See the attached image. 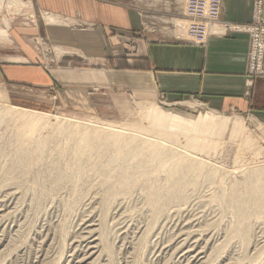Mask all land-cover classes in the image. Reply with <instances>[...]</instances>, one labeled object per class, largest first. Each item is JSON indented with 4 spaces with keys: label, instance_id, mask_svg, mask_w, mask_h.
Segmentation results:
<instances>
[{
    "label": "rangeland",
    "instance_id": "obj_1",
    "mask_svg": "<svg viewBox=\"0 0 264 264\" xmlns=\"http://www.w3.org/2000/svg\"><path fill=\"white\" fill-rule=\"evenodd\" d=\"M21 1L0 2V7L5 8L0 9V23L2 24L3 15L6 13L7 15H11L10 27L8 28L10 33L15 28L23 29L24 25L33 26L32 22L36 24L35 27L38 29L41 24V33L34 34L31 32V34H26V41L34 50L37 49L36 51H39V48L40 51L46 48L47 55L42 56L47 64L52 65V63H55L56 61L53 55H56L58 57L60 56L59 59H61L59 62L63 63V65L72 64L76 67H85L94 70L100 67L105 69L112 67L113 63L109 61L107 56L98 58L99 56H103V54H96L91 59L89 56L83 57L82 49L80 48L72 49L66 47L65 43L51 42L45 28L46 26L49 27V24L44 21L41 15V9L38 8L36 1L29 0L31 4L27 2L28 0ZM112 1L129 9L131 5L134 9L136 8L138 28L119 30L116 27H110V35L121 32L120 35L126 36V40H128V36H144L146 30H160L165 36H169L170 33V36L178 37L180 40L192 44H202L206 33L210 31V26H221L224 28L223 30L228 27L227 22L220 19L219 0H197L194 3L192 0H185L182 2L185 9L184 7L179 9L174 8L175 4L178 3L174 0ZM187 4L190 6L188 10L186 9ZM194 6L201 13L194 12ZM257 9H252V17L249 22L233 25L251 26L258 24L261 28L260 36L264 39V16ZM163 13H165L164 17L162 16ZM260 17L263 18L261 21H259ZM179 19L186 21V24H188V35L180 32L182 28L176 24V21H179ZM77 20L80 21V17L77 16ZM65 23L61 24L64 26L70 25L68 21ZM85 25H88L85 29L89 30L94 28L93 25L86 23ZM10 35L8 41H0V51H6L7 54L13 53L17 46L14 40L15 37L12 34ZM248 36L247 73L249 75H264V42L259 36L257 41L254 42V45H251V34L248 33ZM40 37L42 42L39 41ZM54 45L60 46L61 52L57 53V50L55 51L53 48ZM130 47L131 49L133 48L129 44V50ZM124 51L128 52L127 49ZM72 55L73 58H71ZM59 87L56 85L33 86L26 83L0 82V109L5 104H12L33 110L55 113V115L50 114L47 118L45 117L47 121L44 123L38 124H23L17 119L10 118L12 120H9V117H5V119L0 121V264H183L185 262V264H198L200 262L195 256L197 253L202 255L201 260L208 253V257H204L203 263L201 262L202 264H247L249 259H255V261L258 259L255 264H264V219L255 216L251 217L249 219L250 229L248 228L246 238H240V234L232 231V227H234V222H232L234 215L233 212H230L232 209L224 202L216 200L214 196L219 194L220 188L228 190L227 188L231 186L230 184L234 179L242 180L244 175L242 167L245 168L249 164H260V161L263 163L264 121L260 119L256 112H242L230 109L213 110L211 107L205 105V102L198 97L190 94L185 96L186 98L183 97L173 101L168 100L164 95H160L157 99L153 100L136 99L126 90L115 87H85L83 92L86 94V97H83L82 94L78 96L77 93H74L70 95L69 101V98L63 94V91L59 90ZM64 98H67L69 102L67 100L64 101ZM73 100L76 101V105L73 103ZM63 117L67 120H64ZM97 120L103 122L110 120L109 123H117L116 125L123 122L125 123L123 125H126V127L132 124L134 125V128L132 126L133 131H131L132 128L124 130L135 134L143 133L141 134L142 136L139 135L140 139L146 135V138H150L152 136L151 134L154 135V133H157L156 136H152L151 140L156 139L158 136L154 141H159L160 138L161 142L170 143L169 146L172 145L171 147H174L175 150L180 149L181 151H178L183 155L198 156L196 158H199V160L202 159L207 164L209 163L208 165L211 166L212 163V167L219 166V168L217 167L215 179L210 181V179L203 175L202 177L197 176L198 178H196L195 173L190 171L187 177L193 178L194 181L184 187V192L187 194L184 193V199L188 201H183L184 199L181 201L168 200L167 204H165L166 202H159L160 204L164 203V209L161 211V214L157 215V219L154 221L153 215L155 210H152V207L147 201V193L144 192L143 195L142 191L152 188V186L145 184L151 182L152 179H157L156 181L166 180L165 175H163L165 174V167L155 172L153 171L154 173L159 171L157 176L145 177L144 175L147 173L154 174L152 173L153 168L149 167L150 163L144 165L147 169L152 168L151 170L143 168L144 165H142L141 170H135L139 185H131L129 186V190H127L128 186L116 187L111 185L110 182L114 181L115 178L105 176L106 172L118 173V169H113L116 170L114 172L110 170V172L106 167L103 169H95L89 165L88 167H84L83 170H79V173H82L81 176L72 175L77 171L78 164L86 166L94 160L92 156L88 158L83 157L80 162L79 159L75 158V155L79 157L80 155L73 148V144L70 143L72 139H76L74 130L78 131L80 125L94 124ZM34 125L35 127H32ZM57 126L62 127V129ZM139 126L142 128L140 129ZM19 129H22V133ZM161 129H167L170 132L162 135ZM146 131L150 132V134ZM66 133L70 134L66 135ZM144 133H146L145 136ZM20 134H22L23 140L20 139ZM31 136L33 140H31ZM163 136L165 138L168 137L166 141ZM193 136L197 140L196 143L189 144V146L186 145V138ZM37 137H39V140L34 139ZM58 137H61L59 141ZM67 138L71 139L68 140ZM170 138H172L171 141H169ZM17 139L18 141H16ZM247 140H250L251 143L254 142L253 145H256V152L254 151L255 145L252 146L250 144L252 149L246 143ZM43 141L46 142L43 143ZM174 144H182L184 148H180V145L176 147L177 145ZM68 145L70 147L72 146L75 153L70 148L69 150L68 148L66 149ZM22 146L29 149L27 150L28 154L26 153L24 155L27 158L29 157L28 162L30 164L25 160L24 162L27 165L24 168L18 163L20 159L18 156L20 154H17L19 148ZM60 146L62 149H59ZM248 146L250 151H248ZM184 149H186L185 152ZM257 149L260 153H257ZM63 150L65 154L63 153L62 156L61 153ZM47 152H49V155H47ZM190 152L193 154H190ZM32 153L35 154L33 155ZM37 153L39 155L42 154V157L39 158L41 155L39 156ZM68 153H72V156ZM29 155H33V159ZM108 155L109 151L101 159L104 160ZM252 155H258L259 157L254 158L255 156L253 157ZM74 159L75 161H72ZM56 163L60 166L58 167ZM53 166L55 167L54 169ZM63 166L64 169L62 168ZM20 167L21 170H27L25 172L22 170L21 172ZM60 168L69 176L67 177L62 169L60 171ZM104 169L107 170L104 171ZM144 170L146 171L144 172ZM8 171L12 174L7 175L6 173L9 174ZM229 171H233L232 174ZM53 173H63L61 176L63 178H59L60 183L58 185H47V182L45 185H36V182L48 181L50 178L49 181L54 180L55 177H49L48 175ZM141 173L142 175L144 174L143 176L145 178H142ZM108 178L112 180H108ZM137 178L134 179L136 180ZM141 178L144 180L141 181ZM100 182L106 183L102 184ZM219 182L221 185H218ZM217 185L220 187L217 188ZM35 188H42L43 190L44 188H51L54 189V193L36 192L34 191ZM117 188L126 190L118 192V195L115 193V198L112 202L107 203L108 205L106 206V203L103 202V197L107 193L106 189ZM172 201H175L174 204ZM231 222L233 224L232 226L229 225ZM85 223L89 224L90 228L95 232L93 231L90 235L87 227H85ZM151 226L152 228H150ZM101 234L104 236V238L102 236V239L100 237ZM97 235H99V240H97ZM190 239H192L193 243ZM188 247L193 249V251ZM186 248L188 249L187 251ZM195 249L196 251L194 252ZM186 253L189 255H184ZM251 256L253 257L252 259ZM242 258H245V260Z\"/></svg>",
    "mask_w": 264,
    "mask_h": 264
},
{
    "label": "crops",
    "instance_id": "obj_2",
    "mask_svg": "<svg viewBox=\"0 0 264 264\" xmlns=\"http://www.w3.org/2000/svg\"><path fill=\"white\" fill-rule=\"evenodd\" d=\"M35 1L44 21L49 24L45 28L51 42L80 48L82 56L91 59L96 54H103L98 58L107 56L113 65L97 70L63 65L59 62L60 56L56 55H53L56 62L47 64L43 59L47 55L46 48L36 51L26 41V34L41 33L42 25L38 29L32 22L33 26L24 25L23 29L15 28L10 33L11 15L5 13L0 23V41H8L12 34L17 46L11 54L0 51V82L61 86L59 90L69 101L74 93L86 97L83 89L89 86L120 88L136 99L147 100L164 95L173 101L190 94L213 110L252 111L264 121V75L247 73V32L232 30L230 26L223 30L216 25L210 26L202 44L180 40L170 33L165 36L160 30H146L145 35L139 37L127 35L126 40L121 32L110 35V27L119 30L138 28L136 8L132 5L129 9L112 0ZM174 1L178 2L174 8L184 7L182 2L185 0ZM256 8L264 16V0H219L220 19L229 25L249 22L252 9ZM48 14L53 15L54 20L45 19ZM66 21L70 25L61 24ZM85 23L94 28L85 29L88 27ZM129 44L133 47L130 50ZM53 48L57 53L61 52L60 46ZM73 103L76 105L75 100Z\"/></svg>",
    "mask_w": 264,
    "mask_h": 264
},
{
    "label": "bare ground",
    "instance_id": "obj_3",
    "mask_svg": "<svg viewBox=\"0 0 264 264\" xmlns=\"http://www.w3.org/2000/svg\"><path fill=\"white\" fill-rule=\"evenodd\" d=\"M3 1H5V2H11V1H14V0H3ZM17 1V0H16ZM189 1H191V0H189ZM193 1V3H194V1H197V0H192ZM21 2H23V1H21ZM29 4H31V2L28 0L27 1ZM26 2V3H27ZM190 3V2H189ZM9 4V3H8ZM14 4V3H13ZM12 4V5H13ZM19 4V3H18ZM194 5V4H193ZM190 8V6H189V4H187L186 5V9L188 10ZM193 11H197L196 10V7L194 6V10ZM197 13H201V11L200 12H198L197 11ZM45 19H47V20H50V19H52V20H54V17H53V15H51V14H48V15H45ZM200 23V22H199ZM177 24L179 25V27L180 28H182V31H180V32H182L184 35H188V29H189V27L187 26L188 24H186V21H182V20H180L179 19V21L177 22ZM179 30H181V29H179ZM195 34V33H194ZM4 103V102H3ZM50 114H53V115H55V113H50V112H45V111H40V110H33V109H29V108H25V107H21V106H16V105H12V104H5L1 109H0V121H2V119H5V117H9L8 119L9 120H12V119H10V118H13V119H17V120H19L21 123H23V124H38V123H44L45 121H47V117L50 115ZM46 117V118H45ZM60 119H62V118H60ZM63 119H64V117H63ZM59 120V119H58ZM64 120H67V119H64ZM49 121V120H48ZM61 121V120H60ZM110 121V120H109ZM109 121L108 122H103V121H99V120H97L96 121V123H90V124H86V125H84V126H82V125H80V127H79V125H77V127H79V130L77 131H75L74 130V134H75V138L76 139H72L73 140V142H71L70 141V143H72V144H70V145H72L73 146V148H75L76 149V151H78L77 153H79V155H80V157L79 156H76L75 155V158H77V159H79V162H80V160L83 158V157H94L93 159V161H91L90 159V163L89 164H87L86 166L84 165H82V164H78V162H77V164H78V167H77V171L75 172V173H73L72 175H75V176H81L82 175V173H79V170L81 169V170H83L84 169V167H88L89 165L90 166H92L93 168H97V169H99V168H108L109 169V171L110 170H112L113 172L114 171H116V170H113V169H118L119 170V172L118 173H107L106 172V174H105V176L106 177H114L115 178V180L114 181H112V182H110V184L111 185H113V186H116V187H119V186H121V187H127L128 186V188H127V190H129V186H131V185H135V184H138V182H137V180H138V178H137V173H135V170H138V169H142V165H144V164H148V163H150V166L149 167H152L153 168V170H152V173H154L155 171H157L158 169H160V168H163V167H165V174H163V175H165V178H166V180H164V181H156V180H151V182H148V183H145V182H143V183H145V184H148V185H150V186H152V188H149V189H147V190H145V191H142V193H143V195H144V192H146L147 193V195H148V203H149V205L152 207V210L154 209L155 211H154V215H153V220L155 221L156 219H157V215H159V214H161V211L164 209V203L165 204H167L168 203V200H183L184 198H185V192H184V187L187 185V184H189V183H191V182H193L194 180H193V178H191V177H187V175H189L190 174V171H192V172H194L195 173V177L196 178H198L199 176L200 177H202V175L203 176H205V177H207L208 179H210V181L212 180L213 181V179H215V174H216V172H217V169L219 168V166H217V167H212V163H211V166L210 165H208L207 163H205V161H203L202 159H200L199 160V158H196V157H198V156H194V155H187V154H182V153H180L178 150H180V149H174V147L172 148L171 146H169L170 145V143H163V142H161L160 141V138H159V141H154V140H156L157 138H158V136H157V138L156 139H152L151 140V138H152V136H156L157 135V133L155 134L154 133V135L153 134H151L152 136H150V138H146V133H144V136L145 137H142L141 139H140V137H139V135H141V134H143V133H141V134H135V133H133V132H127L126 130H128V128L129 129H131L132 128V126H133V128H134V125H129V127H126V125H123V124H125V123H120V124H118V125H116V124H112V123H109ZM116 121V120H115ZM14 122V121H13ZM64 122V121H63ZM67 123H68V121H66ZM76 122V121H75ZM20 123V124H21ZM47 123H49V122H47ZM66 123V124H67ZM73 123V122H72ZM115 123V122H114ZM19 124V125H20ZM61 124V123H60ZM79 124H80V122H79ZM128 124V123H127ZM40 125V124H39ZM44 125V124H43ZM48 125V124H47ZM53 125H54V123H53ZM26 126V125H25ZM31 126V125H30ZM41 126V125H40ZM39 126V128H41ZM54 126H56V124L54 125ZM54 126H53V128H54ZM74 126H75V124H74ZM131 126V127H130ZM23 127H24V125H23ZM28 127V126H27ZM32 127H35V125L34 126H32ZM31 127V128H32ZM58 127V126H57ZM56 127V128H57ZM69 127V126H68ZM67 127V128H68ZM76 127V126H75ZM140 127V126H139ZM16 128V127H15ZM38 128V129H39ZM52 128V129H53ZM58 128H60V129H62V127H58ZM74 128V127H73ZM133 128H132V130L131 131H133ZM135 128H136V126H135ZM142 127H140V129H141ZM26 129V128H25ZM29 129V128H28ZM36 129V128H35ZM59 129V130H60ZM65 129H66V127H65ZM68 129H70V128H68ZM67 129V130H68ZM75 129V128H74ZM76 129H78V128H76ZM124 129H126V130H124ZM137 129V128H136ZM20 130V129H19ZM27 130V129H26ZM31 130H33V129H31ZM30 130V131H31ZM53 130H55V129H53ZM57 130V129H56ZM21 131V133H22V129L20 130ZM34 131V130H33ZM16 132V131H15ZM24 132V131H23ZM65 132H67V131H65ZM135 132V131H134ZM146 132H148V131H146ZM168 132H170V131H168L167 129H165V130H162L161 129V134L162 135H166ZM31 133V132H30ZM64 133V132H63ZM149 134H150V132H148ZM28 134V133H27ZM39 134V133H38ZM57 134V133H56ZM60 134V133H59ZM62 134V133H61ZM68 134H70V133H68ZM67 133H66V135H68ZM148 134V135H149ZM158 134H159V132H158ZM15 135V134H14ZM17 135V134H16ZM21 135V137H20V139L21 140H23L22 139V134H20ZM30 135V134H29ZM45 135V134H44ZM47 135V134H46ZM138 135V136H137ZM161 135V136H162ZM23 136L25 137V135L23 134ZM35 136V135H34ZM48 136V135H47ZM46 136V137H47ZM50 136V135H49ZM51 136H53V137H56V136H54V135H51ZM61 136V135H60ZM64 136V135H63ZM142 136V135H141ZM160 136V135H159ZM168 136V135H167ZM166 136V137H167ZM174 136V135H173ZM16 137V136H15ZM27 137V136H26ZM52 137V138H53ZM164 137V136H163ZM163 137H161V138H163ZM170 137V136H169ZM175 137V136H174ZM28 138V137H27ZM38 138V139H37ZM37 138H34L35 140H39V137H37ZM41 138V137H40ZM50 139H51V137H49ZM59 139H58V141L60 140V138L61 137H58ZM69 138V137H68ZM67 138V139H68ZM71 138H73V137H71ZM70 138V139H71ZM165 138V137H164ZM168 138V137H167ZM167 138H165L164 140L166 141V139ZM16 139V138H15ZM70 139H68V140H70ZM171 139L172 138H170V140L169 141H171ZM245 139V138H244ZM25 140H26V138H25ZM24 140V141H25ZM31 140H33L32 139V136H31ZM42 140V139H41ZM52 140V139H51ZM177 140V139H176ZM175 140V141H176ZM16 141H18V139L16 140ZM63 141V140H62ZM162 141H163V139H162ZM168 141V140H167ZM186 142V145H188L189 146V144H195L196 143V138L193 136V137H189V138H186V140H185ZM21 142V141H20ZM23 142V141H22ZM28 142V141H27ZM35 142V141H34ZM33 142V143H34ZM46 141H43V143H45ZM26 143V142H25ZM173 143V142H172ZM171 143V144H172ZM176 143V142H175ZM246 143H248L249 144V146H251L250 144H252V146H254L253 145V143H251L250 142V140H247V142ZM245 143V144H246ZM17 144H18V142H17ZM17 144H16V146H17ZM21 144V143H20ZM49 144V143H48ZM64 144H66V143H64ZM178 144V143H177ZM177 144H174V145H177ZM173 145V146H174ZM180 145V144H179ZM179 145H177L176 147H178ZM2 146V145H1ZM69 146V145H68ZM66 147V146H64V147H66V149L68 148V150H69V148H70V150L72 149V146L70 147ZM181 147L180 148H184V145H180ZM249 146H248V148H249ZM252 146H251V148H252ZM23 147V148H22ZM21 148H19V152L17 153V154H20V155H23V156H21L20 157V155L18 156L20 159H19V161L18 160H15V161H18V163H20V166H22V168H24V167H26V163L24 162L25 160H27V162L29 161L28 159H29V157L27 158V156H25L24 154H28V151L27 150H29V149H27L26 147H24V146H22ZM29 147V146H28ZM37 147H38V145H37ZM61 147V146H60ZM59 147V149H62V147L60 148ZM147 147H149V148H147ZM186 147V146H185ZM39 148V147H38ZM37 148V149H38ZM187 148V147H186ZM247 148V149H248ZM255 149H254V151L256 152V145H255V147H254ZM257 148H258V145H257ZM18 149V148H17ZM32 151H33V149L32 148H30ZM36 149V150H37ZM59 149H57L58 151H60ZM64 149V148H63ZM253 149V148H252ZM251 149V150H252ZM4 150V149H3ZM35 150V149H34ZM73 150V152H74V149H72ZM185 150L186 149H184V152H185ZM191 150V149H190ZM18 151V150H17ZM31 151V152H32ZM38 151V150H37ZM109 151V155H108V157H106L104 160H102L103 158V156L105 157V155L107 154V152ZM181 151V150H180ZM189 151V150H188ZM192 151V150H191ZM248 151H250V148L248 149ZM35 152V151H34ZM56 152V151H55ZM62 152V151H61ZM72 152V153H73ZM247 152V151H246ZM253 152V151H252ZM16 153V152H15ZM38 153H40V152H38ZM37 153V154H38ZM48 154L47 155H49V152H47ZM53 153V152H52ZM65 154V151L63 150V152L61 153V155L62 154ZM69 153H70V151H69ZM68 153V154H69ZM71 153V154H72ZM75 153V152H74ZM186 153H187V151H186ZM195 153H196V151H195ZM242 153V152H241ZM257 153H260V152H258V149H257ZM1 154V153H0ZM30 154V153H29ZM33 154V153H32ZM35 154V153H34ZM33 154V155H34ZM44 154H46V153H44ZM51 154V153H50ZM58 154H59V152H58ZM67 154V155H68ZM71 154H69V155H71ZM190 154H193V153H191L190 152ZM198 154V153H197ZM246 154V153H245ZM244 154V155H245ZM255 154V153H254ZM33 155L31 156V155H29V156H31L32 157V159H33ZM39 155V154H38ZM41 155V156H40ZM39 156V158H41L42 157V154H40ZM196 155V154H195ZM247 155H248V153H247ZM251 155V154H250ZM16 156V157H17ZM36 156V155H35ZM34 156V157H35ZM46 156V155H45ZM60 156V155H59ZM63 156V155H62ZM61 156V157H62ZM66 156V155H65ZM64 156V157H65ZM72 156V155H71ZM253 157L255 156V155H252ZM259 156H260V154H259ZM258 155L257 156H255L254 158H258L259 157ZM30 157V158H31ZM43 157H44V155H43ZM74 157V156H73ZM100 157V158H99ZM244 157V156H243ZM246 157V156H245ZM250 157V156H249ZM15 158V157H14ZM57 158V157H56ZM55 158V159H56ZM63 158V157H62ZM65 158H67V157H65ZM70 158H72V157H70ZM102 158V159H101ZM201 158V157H200ZM17 159V158H16ZM34 159H36V158H34ZM245 159H247V158H245ZM245 159H243L244 161H245ZM7 160V159H6ZM60 160V159H59ZM63 160V159H62ZM61 160V161H62ZM71 160V159H70ZM237 160V159H236ZM254 160V159H253ZM252 160V161H253ZM264 160V159H263ZM65 161V160H64ZM72 161H75V159L74 160H72ZM78 161V160H77ZM104 161V162H103ZM240 161V160H239ZM243 161V162H244ZM55 162V161H54ZM58 162V161H57ZM211 162V161H210ZM241 162H242V160H241ZM24 163H25V166H24ZM29 164H30V162H28ZM61 163V162H60ZM255 163V162H254ZM52 164H54V163H52ZM59 164V163H58ZM234 164V163H233ZM238 164V163H237ZM19 165V164H18ZM17 165V166H18ZM55 165V164H54ZM56 165H57V163H56ZM244 165V164H243ZM51 167H52V165H50ZM58 166V165H57ZM60 166V165H59ZM58 166V167H59ZM148 166V165H147ZM214 166V165H213ZM3 167V166H2ZM7 167V166H6ZM28 167V166H27ZM35 167V166H34ZM55 167L53 166V169H54ZM63 169H64V166L62 167ZM62 168H60V171H62L63 169ZM70 168V167H69ZM68 168V169H69ZM143 168H145V169H147V167H145V165H144V167ZM151 168V169H152ZM208 168V169H207ZM231 168H233V167H231ZM236 168V167H235ZM241 168V167H240ZM243 168V170H244V175H243V178H242V180L241 179H238V180H235L234 179V181L230 184L231 186L230 187H228L227 189L228 190H225V189H223V188H220L221 190H219V194H217V195H214L215 196V198H216V200H218L219 202H224L226 205H228V207H230L231 209H232V211H230V212H233V215H234V219H232L233 221L232 222H234L233 224H234V227H232V231L233 232H235V233H237V234H240L241 235V237L240 238H246V233L248 232V228L250 229V227H249V224H250V218L251 217H253V216H255V217H258V218H262V219H264V161H263V163H261V161H260V164H249V165H247L245 168L244 167H242ZM11 169V168H10ZM18 169V168H17ZM62 169V170H61ZM72 169V168H71ZM89 169V168H88ZM150 168L149 169H147V170H151ZM156 169V170H155ZM237 169H239V168H237ZM8 170V169H7ZM12 170H16V169H12ZM23 170V169H22ZM22 170H21V167H20V171L22 172ZM27 170V169H26ZM25 169L23 170L24 172L26 171ZM31 170V169H30ZM65 170H66V168H65ZM93 170V169H92ZM105 170H107V169H104V171ZM230 170V169H229ZM234 170V169H233ZM51 171V170H50ZM56 171V170H55ZM54 171V172H55ZM64 171V170H63ZM69 171H70V169H69ZM96 171V170H95ZM146 170H144V172H145ZM154 171V172H153ZM237 171V170H236ZM240 171V170H239ZM9 172V171H8ZM49 172V171H48ZM52 172V171H51ZM72 172V171H71ZM83 172V171H82ZM111 172V171H110ZM150 172V171H149ZM159 172V171H158ZM158 172L157 173H154V174H149V173H147V174H143L145 177L146 176H153V177H155V176H157V174H158ZM229 172H231V171H229ZM233 172V171H232ZM232 172H231V174H232ZM64 173H65V171H64ZM69 173V172H68ZM194 173H193V175H194ZM241 173H242V171H241ZM7 175H11L10 174V172H9V174L8 173H6ZM24 174V173H23ZM62 174L63 173H53V174H48L49 175V177L50 176H52V177H55L54 178V180H52V181H49L50 179H48V181H41L40 183H38V182H36V185H45V183L47 182V185H58V183H60V179L59 178H61V176H62ZM66 175H67V173H65ZM64 174V175H65ZM70 174V173H69ZM101 174V173H100ZM160 174V173H159ZM240 174V173H239ZM243 174V173H242ZM241 174V175H242ZM65 175V176H66ZM142 175V173H141V176H142V178L144 177ZM240 175V176H241ZM64 176V177H65ZM69 175H67V177H68ZM105 176H103V177H105ZM159 176V175H158ZM198 176V177H197ZM220 176V175H219ZM73 177V176H72ZM101 177H102V175H101ZM144 177V178H145ZM160 177V176H159ZM223 177V176H222ZM48 178V177H47ZM63 178V177H62ZM61 178V179H62ZM134 178H137L136 180L134 179ZM142 178H141V181H143L142 180ZM224 178V177H223ZM234 178V177H233ZM73 179V178H72ZM79 179H81V178H79ZM100 179V178H99ZM111 178H108V180H110ZM140 179V178H139ZM150 179V178H149ZM159 179V178H158ZM208 179H206V180H208ZM82 180V179H81ZM112 180V179H111ZM148 180V179H147ZM162 180V179H161ZM196 180V179H195ZM225 180V179H224ZM241 180V181H240ZM6 181V180H5ZM39 181V180H38ZM102 181V180H101ZM105 181H107L106 179H105ZM140 181V182H141ZM216 181V180H215ZM218 181H222V180H218ZM217 181V182H218ZM103 182V181H102ZM102 182H100V183H102ZM208 182V181H207ZM34 183V182H33ZM32 183V184H33ZM104 183H106V182H104ZM104 183H102V184H104ZM108 183V182H107ZM110 184H108L109 186H110ZM142 184V183H141ZM220 184V182L218 183V185ZM227 184V183H226ZM31 185V184H30ZM46 185V186H47ZM107 185V184H106ZM139 185V184H138ZM143 185V184H142ZM198 185V184H197ZM216 185V184H215ZM217 185V186H218ZM221 185V184H220ZM112 186V187H113ZM223 186V185H222ZM37 187V186H36ZM47 187H49V186H47ZM193 187V186H192ZM195 187V186H194ZM220 186H218L217 188H219ZM224 187V186H223ZM111 188V187H110ZM144 188V187H143ZM187 189V188H186ZM185 189V190H186ZM126 189H119V188H117V189H106V194H105V196L103 197L104 198V201L103 202H105L106 203V206L108 205L107 203H110V202H112V200L115 198V196L114 195H116L118 192H121V191H125ZM141 190V189H140ZM143 190V189H142ZM34 191H42V192H45V193H54V189H45L44 188V190L41 188H39V189H34ZM218 191V190H217ZM216 191V192H217ZM39 193V192H38ZM116 193V194H115ZM146 193H145V195H146ZM185 193V194H184ZM33 194V193H32ZM41 194V193H40ZM44 194V193H43ZM191 194H193V193H191ZM212 194V193H211ZM39 195V194H38ZM118 195V194H117ZM187 195V194H186ZM42 196V195H41ZM55 197V196H54ZM188 197V196H187ZM186 197V198H187ZM33 198V197H32ZM34 198H35V196H34ZM102 198V199H103ZM173 198V199H172ZM213 198V197H212ZM73 199V198H72ZM191 199V198H190ZM39 200H41V199H39ZM75 200H76V198H75ZM187 200V199H186ZM185 199L183 200V201H186ZM214 200V199H213ZM36 201V200H35ZM73 201H74V199H73ZM188 201V200H187ZM186 201V202H187ZM210 201V200H209ZM159 202H164V203H162V204H160ZM173 202V201H172ZM175 202V201H174ZM174 202H173V204H174ZM159 203V204H158ZM171 203V202H170ZM180 203V202H179ZM183 203V202H182ZM198 203V202H197ZM224 203H222V204H224ZM72 204V203H71ZM37 205V204H36ZM110 205V204H109ZM184 205V204H183ZM200 205V204H199ZM206 205V204H205ZM226 205H225V207H226ZM182 206V205H181ZM173 208V207H172ZM204 208V207H203ZM64 209V208H63ZM165 209H166V207H165ZM174 209H176V208H174ZM65 211V210H64ZM51 212V211H50ZM143 212V211H142ZM54 213V212H53ZM184 213V212H183ZM220 214V213H219ZM222 214V213H221ZM227 214V213H226ZM196 215V214H195ZM233 215H231V216H233ZM112 216V215H111ZM193 216V215H192ZM218 216V215H217ZM232 218V217H231ZM230 218V219H231ZM104 219V218H103ZM256 219V218H255ZM92 220V219H91ZM258 220V219H257ZM184 221V220H183ZM97 222V221H96ZM232 222H231V224L229 223V225H233L232 224ZM261 222V221H260ZM65 223V222H64ZM133 223V222H132ZM155 223V222H154ZM61 224V223H60ZM99 224V223H98ZM109 224V223H108ZM181 224V223H180ZM218 224H219V222H218ZM97 226V225H96ZM122 226V225H121ZM85 227H87V229H88V233H90V235H91V233H93V229L92 228H90V225L89 224H86L85 223ZM93 227V226H92ZM64 228V227H63ZM90 228V229H89ZM99 228H100V226H99ZM150 228H152V226L150 227ZM194 228V227H193ZM216 228V227H215ZM214 228V229H215ZM124 229V228H123ZM213 229V230H214ZM82 230V229H81ZM149 230H151V229H149ZM148 230V231H149ZM188 230V229H187ZM199 230V229H198ZM147 231V230H146ZM95 232V231H94ZM104 232V231H103ZM251 232V231H250ZM157 234H159V233H157ZM179 234V233H178ZM98 236V239L97 240H99V235H97ZM102 234L100 235V237H101V239H102ZM141 236V235H140ZM93 237V236H92ZM222 237V236H221ZM225 237H227V236H225ZM232 237V236H231ZM247 237H250V236H247ZM84 238V237H83ZM103 238H104V236H103ZM182 238H184V237H182ZM239 238V239H240ZM205 239V238H204ZM220 239V238H219ZM251 239V238H250ZM185 240V239H184ZM191 240V242H192V239H190ZM229 240V239H228ZM243 240V239H242ZM241 240V241H242ZM91 241H92V239H91ZM205 241V240H204ZM230 241V240H229ZM88 242H89V240H88ZM206 242V241H205ZM219 242H222V241H219ZM225 242V241H224ZM93 243V242H92ZM193 243V242H192ZM243 243V242H242ZM202 244H204L203 242H202ZM189 245V244H188ZM187 245V246H188ZM199 245V244H198ZM212 245V244H211ZM246 245H248V244H246ZM180 246V245H179ZM257 246V245H256ZM147 247V246H146ZM160 247V246H159ZM191 247V246H190ZM195 247V246H194ZM205 247V246H204ZM207 247H208V245H207ZM215 247H216V245H215ZM189 248V247H188ZM256 248V247H255ZM191 251H193V249H191V248H189ZM206 249V248H205ZM260 249V248H259ZM258 249V250H259ZM188 249L186 248V251H187ZM251 250V249H250ZM256 250V249H255ZM262 250V249H261ZM264 250V249H263ZM89 251V250H88ZM196 251V249L194 250V252ZM71 252V251H70ZM197 252H198V250H197ZM196 252V253H197ZM201 252V251H200ZM203 252V251H202ZM180 253H181V251H180ZM185 253V252H184ZM187 253H189V252H187ZM187 253L186 254H184V255H187ZM193 253V252H192ZM195 253V254H196ZM212 254V253H211ZM213 254H214V251H213ZM220 254V253H219ZM247 254V253H246ZM168 255V254H167ZM182 255V254H181ZM189 255V254H188ZM187 255V256H188ZM256 256H257V254H255ZM197 258H198V260H199V262L201 263H203V261H204V257L205 256H207L208 257V253L203 257V259L201 260V258H202V255L199 253H197L196 255H195ZM214 256V255H213ZM222 256V255H221ZM248 256V255H247ZM261 256V255H260ZM100 257V256H99ZM168 257V256H167ZM191 257V256H190ZM210 258V257H209ZM208 258V259H209ZM253 257L251 256V259H252ZM255 258V257H254ZM242 259H244L245 260V258H242ZM257 259V258H256ZM188 260H190V259H188ZM209 260H211V259H209ZM227 260V259H226ZM178 261H180V260H178ZM194 261V260H193ZM192 261V262H193ZM257 261H258V259H257ZM257 261H255V259L254 260H250L249 259V261L247 262V264H255ZM185 262V261H184ZM260 262V261H259ZM182 263V262H181ZM186 263V262H185ZM185 263H183V264H185ZM196 263V262H195ZM198 263V262H197ZM200 263H198V264H200ZM201 263V264H202ZM220 263V262H219ZM223 263V262H222ZM188 264H191V263H188ZM209 264H211V263H209ZM213 264V263H212ZM238 264V263H237Z\"/></svg>",
    "mask_w": 264,
    "mask_h": 264
},
{
    "label": "built area",
    "instance_id": "obj_4",
    "mask_svg": "<svg viewBox=\"0 0 264 264\" xmlns=\"http://www.w3.org/2000/svg\"><path fill=\"white\" fill-rule=\"evenodd\" d=\"M257 11H258V9H257ZM194 12L197 13V11H194ZM257 13L259 14V12H257ZM262 19L263 18L260 17V20L259 21H261ZM227 26H230L231 27L230 29H232V30H239V31L242 30V31H247L248 33H250L251 34V41H252L251 42V45H254V42L257 41V38L261 34V28L259 27L258 24L257 25H254L253 24L251 26L233 25V24L229 25V24H227ZM260 38H261V36H260ZM262 40L264 42V39H262Z\"/></svg>",
    "mask_w": 264,
    "mask_h": 264
}]
</instances>
